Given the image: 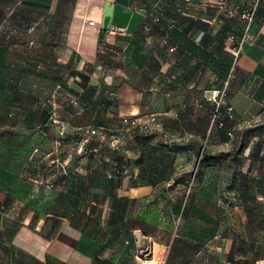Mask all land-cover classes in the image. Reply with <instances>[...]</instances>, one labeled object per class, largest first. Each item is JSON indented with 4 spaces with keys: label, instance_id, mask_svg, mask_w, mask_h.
Segmentation results:
<instances>
[{
    "label": "rangeland",
    "instance_id": "1",
    "mask_svg": "<svg viewBox=\"0 0 264 264\" xmlns=\"http://www.w3.org/2000/svg\"><path fill=\"white\" fill-rule=\"evenodd\" d=\"M71 1L0 0V84L4 88L15 89L17 76L33 79L38 68L33 63L38 50L35 45L40 43L48 55L56 45L50 40H62ZM244 3L248 2L217 4L219 9L231 6L230 16L218 22L219 40L231 34L241 37L244 23L235 9ZM260 7L264 11V1ZM51 9L58 10L56 18L51 16ZM259 25L256 17L253 40L258 37ZM231 51L235 59L241 54ZM230 57L219 49V63L227 61L236 67ZM43 63L42 73H48L51 62ZM222 68L220 65L219 88L207 98L217 107L208 135L190 126L194 121L191 117H181L179 125L175 115H148L137 119L138 126L125 125L121 117L116 120L117 116L109 113L114 102L104 97L109 93H69L66 129L65 116L50 108L46 99L49 94H44L43 112L34 116L28 136L13 129L15 133L9 132V139L58 141H47L37 151L41 155L26 163L20 177L24 181L22 193L11 195V214L46 236L58 237L61 228L72 234L64 222L72 223L82 231L81 248L96 257L91 264H138L142 260L159 264L162 257L159 261L151 259L153 241L167 242L175 233L219 246L239 217L238 191L255 179L249 170L264 163L263 146L251 147L253 152L246 150L249 137H263L264 118L249 126L236 115L229 94L230 80L224 78L226 73L220 75ZM226 81L224 100L220 94L215 100ZM229 106L233 107L232 114ZM164 120L170 122L169 127L159 123ZM250 154L253 157L247 163ZM183 240L177 244L188 248ZM12 242H0V248L9 253L8 262L16 264L14 257L21 253ZM53 248L55 256L70 258L62 244L56 243ZM70 259L71 263L78 262ZM235 261L258 264L253 258ZM24 264L39 263L27 259ZM41 264L62 263L54 259ZM217 264L225 263L218 260Z\"/></svg>",
    "mask_w": 264,
    "mask_h": 264
},
{
    "label": "crops",
    "instance_id": "2",
    "mask_svg": "<svg viewBox=\"0 0 264 264\" xmlns=\"http://www.w3.org/2000/svg\"><path fill=\"white\" fill-rule=\"evenodd\" d=\"M230 11V5L219 9L214 0L71 1L62 40H50L56 45L48 55L40 43L35 45L38 50L33 63L38 68L33 79L17 76L15 89L0 84V242L12 240L18 248L21 255L14 257L17 259L14 263L24 264L28 259L41 264L56 259L62 264H91L94 257L81 248L82 231L72 223L64 222L74 233L62 232L61 228L58 237L46 236L11 214L14 208L11 195L22 193L24 181L20 177L26 163L41 155L37 151L47 141L51 144L58 141L32 137L9 139L13 129L22 130L19 134H29L27 130L32 127L34 116L43 112L44 94H49L46 99L50 108L60 111L66 121L70 112L69 93H109L104 97L114 101L109 113L117 116L116 120L124 114L139 120L148 115H175L180 125L181 117H191L194 121L189 122L190 126L208 135L217 107L207 98L219 88L221 65L220 75L226 73L224 78L230 80L229 94L233 96L236 115H241L249 126L261 123L264 11L260 7L257 14L258 37L247 43L236 59L228 36L219 40L218 22L228 18ZM50 14L56 18L58 10L51 9ZM219 49L232 57L236 67L227 61L223 65L219 63ZM43 60L51 62L49 72L44 74ZM59 67L65 70L59 71ZM65 123L67 129L68 121ZM102 123L107 121L103 119ZM159 123L166 127L170 124L168 120ZM258 144L264 147V134L260 139L255 135L249 137L246 150L253 152L251 147ZM261 151L264 154V148ZM251 157L252 154L248 155L247 163ZM249 173L255 179L238 191L239 217L219 246L210 240L198 242L175 233L167 242L153 241L151 259L159 261L162 257L159 264H217L218 260L234 264L237 258H253L264 264V163L251 168ZM181 238L188 248L177 244ZM56 243L62 244L69 257L78 262L55 256ZM249 246L253 248H246ZM162 248L166 250L159 256ZM238 248L243 249L238 252ZM0 258L5 259L0 264H10L9 253L2 247ZM145 263L155 264V261Z\"/></svg>",
    "mask_w": 264,
    "mask_h": 264
},
{
    "label": "built area",
    "instance_id": "3",
    "mask_svg": "<svg viewBox=\"0 0 264 264\" xmlns=\"http://www.w3.org/2000/svg\"><path fill=\"white\" fill-rule=\"evenodd\" d=\"M214 1L216 4L222 5V4H225L231 0H214ZM262 1H264V0H252L248 3L236 5L235 10L238 12L239 18L244 23V27H243L241 37H237L234 34H231L228 36V39H230V41H231L230 47L236 53H240L247 43H252L254 41L253 36H252V26L255 22V19H256L257 14H258V9H259L260 3ZM167 36H168V34H167ZM166 38L168 39V37H166ZM173 49H174V47H171V50H173ZM227 88H228V82L226 81L225 85L221 89V91H218V94L217 93L215 94L214 99L216 100V97L220 94V99L224 100V96L227 93L226 92ZM218 104H220V102H218ZM228 111L232 114L233 113V107L229 106ZM121 119L125 125H132V126H138L139 125V121L137 120V118L134 117V115L124 114V115H121Z\"/></svg>",
    "mask_w": 264,
    "mask_h": 264
},
{
    "label": "trees",
    "instance_id": "4",
    "mask_svg": "<svg viewBox=\"0 0 264 264\" xmlns=\"http://www.w3.org/2000/svg\"><path fill=\"white\" fill-rule=\"evenodd\" d=\"M167 41H168V39H167ZM94 258H96V257H94Z\"/></svg>",
    "mask_w": 264,
    "mask_h": 264
}]
</instances>
